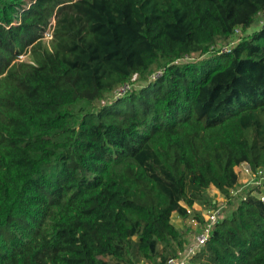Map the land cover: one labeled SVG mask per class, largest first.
<instances>
[{
  "label": "trees",
  "instance_id": "16d2710c",
  "mask_svg": "<svg viewBox=\"0 0 264 264\" xmlns=\"http://www.w3.org/2000/svg\"><path fill=\"white\" fill-rule=\"evenodd\" d=\"M263 13L264 0H0V264L182 252L172 216L213 209L211 189L233 201L238 165L264 169V26L246 35ZM135 77L146 85L109 98ZM187 264H264V204L238 201Z\"/></svg>",
  "mask_w": 264,
  "mask_h": 264
},
{
  "label": "built area",
  "instance_id": "2783aa9c",
  "mask_svg": "<svg viewBox=\"0 0 264 264\" xmlns=\"http://www.w3.org/2000/svg\"><path fill=\"white\" fill-rule=\"evenodd\" d=\"M238 33V30L235 31ZM231 44L225 46L222 49L223 53H227L231 49ZM160 76V72L153 73L150 78L157 79ZM146 83L142 82L138 87H136L133 83H124L117 90L114 91L112 97L113 99H119L126 94H128L133 89L143 87ZM235 173L237 174V184L236 186L230 190V197L235 198L237 195H244L240 200L245 199V197L252 196L259 200L262 204H264V169H256L253 170L251 167L244 163L238 165L235 168ZM240 184L242 189H239L237 186ZM246 188H250V191L246 193ZM192 211L188 210V214ZM206 215H201L202 222L191 218L192 223L197 224L198 229L195 230L194 237L190 240V242L185 246L184 250L177 254L175 258H170L167 260L166 264H187L190 258L195 256L201 248L207 243L211 232L215 225L220 221L219 213L214 210H209L206 212ZM192 227V226H191ZM195 227H192V229Z\"/></svg>",
  "mask_w": 264,
  "mask_h": 264
},
{
  "label": "rangeland",
  "instance_id": "374dc122",
  "mask_svg": "<svg viewBox=\"0 0 264 264\" xmlns=\"http://www.w3.org/2000/svg\"><path fill=\"white\" fill-rule=\"evenodd\" d=\"M262 26H264V13L260 16V18H258L257 22L254 23L250 30L247 31L246 35H250L255 31H258ZM242 36V35H241ZM240 36V37H241ZM50 41V31H47L45 33V38H44V42L46 46H49V42ZM233 42V41H231ZM225 46L222 47V49ZM19 61H24V62H30V58L28 55H23L19 57ZM133 84L138 87L143 81H140L138 77H135L132 79ZM114 97V95L109 96V98ZM240 182L237 185L239 187V189H242V187H240ZM246 193L248 191H250V188H246ZM211 196L214 197L215 200V207L213 209H208L209 210H214L217 211L219 213V219L222 220L224 217H226L234 208L235 206L238 204V201H240V199L244 196L242 194L237 195L235 198H232L233 201H228L227 199L223 200L224 198L221 197L218 192L214 189L210 190ZM206 210H204L203 208L195 205L193 207V210L191 212L190 217L192 218L194 213L199 212L201 215H206L207 212ZM191 218L187 219V220H182L178 217H175L174 215L172 216V223L173 225L178 228L181 229L182 231H187L186 232V239H187V243L190 242V240L194 237L195 234V230L198 229L197 224H194V222L192 223ZM195 227L192 229V227ZM114 264V263H112ZM136 264H148V263H143L141 260L138 261V263Z\"/></svg>",
  "mask_w": 264,
  "mask_h": 264
},
{
  "label": "crops",
  "instance_id": "0c3cea01",
  "mask_svg": "<svg viewBox=\"0 0 264 264\" xmlns=\"http://www.w3.org/2000/svg\"><path fill=\"white\" fill-rule=\"evenodd\" d=\"M175 216V215H174ZM176 217V216H175Z\"/></svg>",
  "mask_w": 264,
  "mask_h": 264
}]
</instances>
